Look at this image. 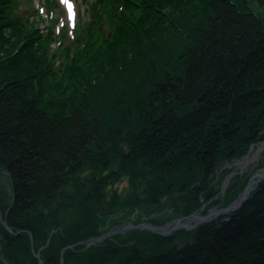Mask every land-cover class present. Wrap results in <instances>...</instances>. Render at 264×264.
<instances>
[{
    "label": "trees",
    "instance_id": "1",
    "mask_svg": "<svg viewBox=\"0 0 264 264\" xmlns=\"http://www.w3.org/2000/svg\"><path fill=\"white\" fill-rule=\"evenodd\" d=\"M23 3L0 0V171L12 184L0 212L13 230L0 221V264H39L37 251L44 264H61L68 245L136 211L144 220L140 208L188 215L244 189L249 177L240 171L224 196L220 184L232 172L226 161L264 140V0H94L70 44L68 24L58 30L59 19L40 14L41 28L18 15ZM87 166L99 176L78 199L60 197ZM125 175L126 197H107L110 179ZM64 258L264 264V181L238 209L195 229L114 234Z\"/></svg>",
    "mask_w": 264,
    "mask_h": 264
},
{
    "label": "rangeland",
    "instance_id": "2",
    "mask_svg": "<svg viewBox=\"0 0 264 264\" xmlns=\"http://www.w3.org/2000/svg\"><path fill=\"white\" fill-rule=\"evenodd\" d=\"M70 1L75 2V4L77 5V11H78V13H77L78 19L77 20L81 21L83 19L84 22L89 21L90 14H89L88 10L91 7V3L94 0H70ZM23 2L24 3L22 4L21 10L19 11L18 15L19 16L24 15L25 17L30 18L35 23V25H38L41 28H46V24H45L44 20L40 19V14H42L46 18H48L49 13H51L54 17L59 19V22L57 23L58 28H60L62 26L64 19L66 21H68V23H71L70 12L68 9L66 10V8L64 7V4L62 3L61 0H54L55 8L52 11L48 7L47 0H23ZM29 5L33 6V8L30 10V12L27 11ZM104 25H105V30H108V24L105 22ZM68 32L70 33V35H69V38L65 41V44H70L74 40L73 27H71V26L68 27ZM101 36L106 38L107 37V31L103 32V34H101ZM55 47H57V44H52V48H55ZM260 164H263V165L260 166ZM116 165L117 164L115 163L114 167ZM225 166L230 168L232 170V172L230 173V175L226 176L227 178L224 177L222 179L221 184H220V186H222L221 192H222L223 196L226 194L227 188L231 182L232 176L235 175L236 172L240 171V173H242L244 175V179L249 177L248 182L245 185V187L249 184L250 181L254 182V180L261 177V174L264 172V140L263 141H256V142L252 143L248 152L245 155H243L240 158L233 159L232 161H226ZM107 172H108V170L103 171L104 174ZM99 174H100V172L97 169L87 166L82 172L79 173L78 177L80 178V180H78V181L70 180L69 183L65 184L63 186V188L60 189L61 193L59 194V196L61 197V195L62 196L66 195L69 197H73L74 199L75 198L78 199L79 189L86 187V184L89 182V180H91L93 178V176L98 177ZM254 175H257V176H255V179L252 180V177ZM111 181L112 180L110 179V181L108 182V184H109L108 191L109 192L107 194V197L110 198V196H112V194L115 191V192H117L118 197H122V198L124 197L125 198L126 195L128 194V191H129L128 177L125 175L119 181L113 182V184L111 183ZM262 181H264V180H262ZM257 185H255V187ZM245 187H244V189H245ZM244 189L242 191H240L237 194V196L230 203L235 201L241 195V193L244 191ZM0 197H1V201L5 204L11 203V201H12V199H11V197H12V184H11L10 178L6 173H2L1 171H0ZM230 203L218 204V205L214 204L212 206H208V203H203L200 208L196 209L194 212H192L191 214H188V215H180V214L178 215L177 213L174 212V210L172 208L169 211H166V210L161 209L160 208L161 206H156L157 209L152 208V207L140 208L139 214L142 213L141 218H144V220H140V221L138 220V222H136L137 219L135 218V215H137V213H138L136 211L135 213H132L130 215V217H129L130 219H126L123 222L114 224L111 227V229H109V231L99 235L98 237H90L88 240H83V241H80L79 243L86 244V247H89V246H92L94 244H99V243L102 244L108 237H110L114 234H122V235L127 236L133 230H143V231L154 232L152 230H145V229H139V228L134 229V228H131L130 226L132 224L138 225V224H141L143 222H149V223H152L154 225H164L169 221L181 219V218H184L185 216H187V217L191 216L196 211H200V214H197V215H208V214H210L209 210H211V209L213 210V208H215V207H218V209L219 208H225L228 205H230ZM108 204L109 203L102 204V207L103 208L105 207L104 210H108V208H109ZM116 204H118V202L112 203L111 207H113L116 210L120 209L119 206H115ZM205 209H206V211L204 212ZM48 211H49L48 209L45 211V215L47 214ZM151 212H152V214H150ZM230 212H232V211H230ZM0 213H2V212H0ZM229 213H223L220 215H226ZM67 214H69V215H67V219L71 220L74 218V216H75V214H77V212H75V209H73V207L72 208L69 207L67 210ZM220 215L215 216L212 220L219 217ZM3 216H4V214H3ZM61 218H62V216H61ZM137 218L139 219L140 217L137 215ZM152 218L161 219V220L163 219L165 221L162 224H157V223L151 221ZM184 222H187V220L183 219V223ZM194 223H195V220L191 221V224H194ZM203 223H206V222H203ZM203 223H201V224H203ZM201 224H199L198 226H200ZM198 226H196L195 228H197ZM108 227L109 226H107V228ZM105 228H106V226H104V229ZM195 228H191V229H195ZM181 229L191 230L189 228L181 227V228L173 231L170 234H166V235L161 234V235L170 236L173 233H175L176 231H179ZM154 233H157V232H154ZM158 234H160V233H158ZM30 239H31V237H30ZM91 239H98V241L96 243H93L90 245L88 242ZM49 241L50 240H48L47 245H48ZM1 242H2V236L0 235V243ZM181 242H182V240L177 241L178 244H181ZM190 242H193V239H191ZM79 243L71 244V245L75 246ZM63 250H62V252H63ZM65 252H66V250L64 251L63 254H61V264H64V262H65V258H64Z\"/></svg>",
    "mask_w": 264,
    "mask_h": 264
},
{
    "label": "water",
    "instance_id": "3",
    "mask_svg": "<svg viewBox=\"0 0 264 264\" xmlns=\"http://www.w3.org/2000/svg\"><path fill=\"white\" fill-rule=\"evenodd\" d=\"M254 175L252 177V180L255 179ZM262 180H264V172L261 174V177L254 180V182L250 181L249 184L245 187L244 191L241 193V195L232 203H230V205H228L225 208H219L215 207L213 208V210H209L210 214L208 215H197L200 214V211H196L194 214H192L191 216H185L184 218L181 219H176V220H172L167 222L164 225H154L152 223L149 222H143L141 224L138 225H134L132 224L130 227L134 228V229H145V230H152L154 232L160 233V234H170L173 231L183 227V228H195L196 226H198L199 224L203 223V222H209L211 221L215 216L223 214V213H229L230 211H233L235 209H238L241 204L247 200V198L249 197L251 191L254 190L255 185L259 184ZM11 206L7 209L5 216L7 217L8 211L10 210ZM212 211V212H211ZM183 219H186L187 222L183 223ZM0 220L2 221V223L7 227L8 230L13 231L11 226L8 225L6 219L4 218L3 214L0 213ZM195 220L194 224H191V221ZM17 234L20 233V231L16 232ZM30 237H31V243H32V247L34 245V239H33V235L32 233H30ZM98 241V239H91L88 243L91 245L93 243H96ZM85 243V242H84ZM74 247V245H69L67 247L64 248L62 254L64 253L65 250ZM36 257L39 258L40 263L39 264H44V260L41 257V252L38 251L35 253Z\"/></svg>",
    "mask_w": 264,
    "mask_h": 264
},
{
    "label": "flooded vegetation",
    "instance_id": "4",
    "mask_svg": "<svg viewBox=\"0 0 264 264\" xmlns=\"http://www.w3.org/2000/svg\"><path fill=\"white\" fill-rule=\"evenodd\" d=\"M1 198V197H0Z\"/></svg>",
    "mask_w": 264,
    "mask_h": 264
}]
</instances>
